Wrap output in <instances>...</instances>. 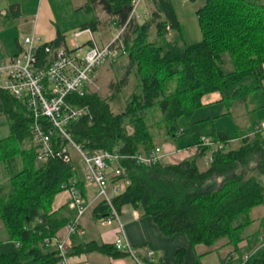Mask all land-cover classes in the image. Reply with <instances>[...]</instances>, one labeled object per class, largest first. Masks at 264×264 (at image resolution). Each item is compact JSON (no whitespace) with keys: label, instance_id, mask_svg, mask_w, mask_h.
Here are the masks:
<instances>
[{"label":"trees","instance_id":"1","mask_svg":"<svg viewBox=\"0 0 264 264\" xmlns=\"http://www.w3.org/2000/svg\"><path fill=\"white\" fill-rule=\"evenodd\" d=\"M106 1L119 10L133 0ZM198 1L195 12L203 38L194 44L184 43L171 0H153L154 8L147 19L127 24L121 35L128 60L126 76L133 72L136 81L125 109L112 111L110 102L116 94L107 98L89 90L85 97L73 94L67 98L88 109L87 115L67 125L73 142L82 150L118 151L123 155L144 152L155 148L153 129L160 134L163 131L168 139L179 140L190 134L192 145H197L199 137L205 135L199 127L204 120L190 123L184 130L180 121L205 106L202 97L217 91L221 94L219 102L233 106L237 100L254 101L256 91L264 89V0ZM62 39L59 34L50 44L57 46ZM38 55L39 59L46 56L43 47ZM125 82H118L116 90ZM229 89L232 92L225 94ZM156 114L159 118L154 121ZM0 116L10 125L9 134L0 139V164L19 159L22 166L8 177V191L0 186V264H60L58 247L45 240L58 235L71 216L64 214L65 206L53 210L52 202L66 189L68 180L77 179L83 193L84 183L78 180L74 165L61 158L38 162L30 133V111L5 90H0ZM255 125L252 137L238 128L233 133L205 135L225 145L211 152L212 161L205 168L198 164L210 151L205 146L198 147L197 157L179 163L140 165L122 160L124 179L129 184L113 197L112 204L117 211L130 205L152 216L167 237L181 233L192 247L203 244L206 250L188 264H201L206 254L230 245L239 257L229 262L240 263L243 253H251L264 239V234L248 238L252 243L240 249L242 233L253 223L252 209L264 205V132L255 131ZM54 137L55 149L66 145L58 134ZM234 139L241 140L236 149L227 145ZM98 204L92 212L103 220L109 204ZM92 251L113 258L127 256L115 245L95 241L67 253ZM185 254V248H178L173 264H184ZM244 264H264V248H258Z\"/></svg>","mask_w":264,"mask_h":264},{"label":"built area","instance_id":"2","mask_svg":"<svg viewBox=\"0 0 264 264\" xmlns=\"http://www.w3.org/2000/svg\"><path fill=\"white\" fill-rule=\"evenodd\" d=\"M142 0L131 1V13L127 24L136 20L138 16V5ZM124 29L116 34L113 40L106 44H96L89 28L75 30L72 32L70 43L71 49L63 45L53 46L50 42L42 41L36 34L22 38L18 52L13 57L0 60V90L7 91L13 98L24 102L30 111L31 127L30 133L33 145H36L37 160L44 162L51 157L61 158L64 162L71 164L68 146L77 150L80 155V164L84 182L95 188V198L109 204V212L102 224H117L116 237L113 245L118 251H124L132 258L133 264H153L155 261L152 250L147 251L146 259H141L131 244L126 239L123 223L119 211L116 210L112 199L119 193L125 191L129 184L124 179L125 168L122 160H133L140 165H154L162 160L163 148L157 146L144 152H135L123 155L118 151L102 150V152L86 153L81 146L73 142V138L67 131V125L77 118L87 115L88 109L76 106L67 98L73 94L85 97L87 91L95 88V74L99 66L105 62H111L117 55H126L121 35ZM87 33L90 44L83 49L77 44V38ZM43 47L45 57L39 59L38 51ZM255 131L264 132V122L254 127ZM54 134H58L65 141L60 149L54 148ZM196 146H205L212 152L225 147L224 143L214 141L205 135L199 137ZM212 161L211 156L208 158ZM118 178V179H117ZM117 179V181H113ZM112 181V182H111ZM66 190L69 192L67 202L68 209L72 212L70 221L65 225L67 229V240L74 235L78 229L79 222L90 205L84 200L82 191L76 185V180H68ZM257 247L249 252H244L241 262H244L255 254L258 248H264V239ZM46 244H55L61 257L60 264H67L66 241L58 240L53 236L51 240L46 239ZM236 251L230 253L225 264H232L231 259H237Z\"/></svg>","mask_w":264,"mask_h":264},{"label":"crops","instance_id":"3","mask_svg":"<svg viewBox=\"0 0 264 264\" xmlns=\"http://www.w3.org/2000/svg\"><path fill=\"white\" fill-rule=\"evenodd\" d=\"M139 5H141V8L138 10ZM139 5L137 8L139 18L134 21L141 23L150 16L154 5L153 0H142ZM131 12V2L124 5L119 10H114L106 0H0V60L16 55L22 38L30 36L31 34H36V36L42 41L51 43L55 42L57 36L61 34L63 35V39L60 45L71 49L70 43L72 42V32L77 29L89 28L96 44L107 45L113 40L118 32L122 29L125 30V27L128 26L127 22L130 18ZM90 24L95 26V28L92 29L93 27L92 25L90 26ZM76 40L77 44L83 47V49H85L91 42L87 33H84ZM113 61L109 63L113 64ZM97 77L98 75H95V79ZM260 92L264 93L262 90L256 91V93ZM220 99L221 97L218 100L213 99L210 100V102L205 103L202 99L201 100L206 106L214 102L218 104ZM255 99L254 102H252V105L259 104L256 109H260L263 104L262 102H256ZM256 109L252 107V110H247L245 107H241V110L244 111L247 116V119L242 123L243 127L236 125L229 131L227 129L219 130L215 127L214 122L217 116H213L207 117V119L204 120L205 124H210L211 126L210 128L208 127L205 132H201L205 135L212 134L214 131L233 133L234 129L238 128L242 133H246V135L249 136L253 133V126L256 123L264 122V111H258L260 112L258 116L251 115L252 111ZM224 115L225 114L221 116L225 117ZM0 119L4 120L3 123H8L4 116H0ZM172 140L174 142L179 141L177 139ZM238 140L239 139L231 140L227 145L230 147V142ZM157 146L161 145L154 143V147ZM188 146V151L187 149L176 151L170 143H167L165 148L161 146L164 152L162 160L165 161V163L172 164L174 162H182L186 158L193 159L197 157L199 146L191 144ZM210 156L211 151L199 158L198 164L200 168L208 166V158ZM9 164L13 165L14 168L21 165L19 159L14 162L12 161ZM76 173L78 180H81L84 183L83 187L85 193L82 191V196L90 207L87 211V213H89L82 216L77 231L74 235H70L68 240L67 235L69 234L67 233L65 226L58 232L59 234L56 235L58 240L66 241L67 264H133L132 258L128 255L120 256V258H113L109 255H102L97 251H92L91 253L81 252L79 254L67 253L73 247H77L80 244H87L92 241L98 242V244L108 243L113 245L116 234L118 233L117 224L115 222L112 224H102L101 219L99 220L94 217L92 212L93 208L99 205L98 203L100 202L99 199L95 198V188L84 182L83 172L82 175H80L76 170ZM6 179L8 178H2L0 179V182L3 180L8 181ZM2 183H0V186H3ZM68 199L69 192L64 189L62 193L55 195L52 202V209L57 211L65 206L64 214L67 216L70 213L69 215L72 216V212L67 208ZM254 210H256V208L252 209L251 214H254ZM119 214L122 218L123 229L126 232V239L129 244H131L132 250L135 251L141 259H146L145 255L147 251L152 250L154 257L156 258L153 264H173L176 258L175 252L178 248L186 249L184 264H188L189 261L197 258V255H201L206 250V247L203 244L192 247L188 238L184 234L176 233L172 237L163 235L161 230H158L154 223L152 219L153 217L150 215H143L137 207L123 205ZM261 214L263 213H256L255 218L251 217L253 223L250 227L248 226L244 230L252 228V226L258 221V218L263 219ZM260 226L261 227L256 230L247 231L245 234L242 233L244 241L240 243V249L243 250L246 239L256 237L258 234H264V225L262 221ZM232 251H234V249L231 245L225 248L220 247L213 253L209 255L206 254L201 259V264H204L205 257L216 255L218 256L217 264H225Z\"/></svg>","mask_w":264,"mask_h":264},{"label":"rangeland","instance_id":"4","mask_svg":"<svg viewBox=\"0 0 264 264\" xmlns=\"http://www.w3.org/2000/svg\"><path fill=\"white\" fill-rule=\"evenodd\" d=\"M171 1L173 3L174 8L177 11L176 15H177L178 21L179 23H181L180 24L181 33H182V36H184L183 38L184 43L190 45V44H194V42L200 41L201 38H203V36L201 35V30L199 27L200 23L198 22V18L195 12L198 9L197 7L200 5V2L198 0L194 2H191L189 0H171ZM140 8H141V5H139L138 10ZM113 60H112L113 64H110L109 62L108 63L105 62L104 64L99 66V69H97L96 74H95V75H98V77L95 79V82H96L95 88L94 89L92 88V90L96 94L101 95V97L109 98V97L114 96V94H116L114 96V100L110 102V106L113 109L112 111L115 113V112H119L125 109L127 98L129 95H131V92L135 87L136 79L134 78L133 72L129 73L126 76V68H127V63H128L126 56L120 57L119 55H117L113 58ZM123 79H125L126 82L120 87L119 90H116V86L118 82L120 81L122 82ZM262 84L264 85V81ZM262 91H264V89H262ZM231 92L232 91L229 89L227 92H225V94H230ZM220 97H221V94L216 91V92H210V94L205 95L202 98V100L205 103V102H210V100H213V99L218 100ZM255 101L262 102L263 104L260 109L257 108L256 110H253L251 113V115L258 116L260 113L258 111H264V93L263 92L256 93ZM252 102L250 101V98H248L247 100L235 101L234 102L235 104L233 106L225 102H218V104L214 102V103H211L210 105L201 106L200 108L197 109V111L192 115L191 118L189 119L186 117L181 118V121H180L181 129L182 130L187 129L190 126V123L197 122L198 120H205L207 119V117H213V116H217L214 122H215V127L218 128L219 130L227 129L229 131V130H232L233 127L236 125L238 126L240 125L243 127L242 123L244 122L245 119H247V116L245 115L244 111L241 110V107L242 108L245 107V109L247 110L249 109L252 110V107L256 108L257 106H259V104L252 105ZM226 112H229V113L225 115V117H222L221 115L225 114ZM158 118L159 117L156 114L154 121L157 120ZM3 121L4 120L0 119V139L5 138L9 133L10 125H8L7 122L3 123ZM154 121H151V122H154ZM210 126H211L210 124H205L204 121H201L199 123V127L201 131H204V132L206 131L208 127L210 128ZM152 134H154L153 136L154 143H158L164 148L166 147L167 143H170L173 145L174 150L176 151L177 150L183 151L185 149H187L188 151V148H189L188 145L193 144L192 137L190 134L185 135L184 137L180 138L179 141H176V142H174L172 138H169V139L166 138L164 136L163 131H161V134H160V133H156V129H153ZM252 136L253 134L249 135V137H252ZM240 142H241L240 139L235 142H230L229 144L231 145L230 148L236 149L237 147L240 146ZM68 150L70 151L69 153H70V157L72 160L71 164H73L74 169L77 170V172L80 175H82V167H81L82 165L80 164V155L78 151L74 150L73 147L71 146H68ZM21 167L22 166L20 165L19 167L14 168V166L10 165L9 162L4 163V164L1 163L0 164V179L5 178V177L8 178L11 174L19 171ZM4 181L5 180L1 181L0 183L3 182L2 184H3L4 190L8 191L9 182L7 183V181L5 182ZM253 213L254 214L250 215V218L251 217L255 218L256 213L258 214L263 213L261 214L263 216V219L258 218V221L252 226V228L244 230L243 234H245L247 231H253V230L260 228L261 221L264 225V205H258L256 207V210L253 211ZM0 229H1V225H0ZM247 243L251 244L252 241L246 239L245 244ZM217 257H218L217 255L205 257L204 264H217L218 262Z\"/></svg>","mask_w":264,"mask_h":264}]
</instances>
